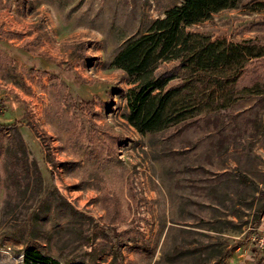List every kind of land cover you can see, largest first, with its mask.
I'll return each mask as SVG.
<instances>
[{"label": "rangeland", "instance_id": "374dc122", "mask_svg": "<svg viewBox=\"0 0 264 264\" xmlns=\"http://www.w3.org/2000/svg\"><path fill=\"white\" fill-rule=\"evenodd\" d=\"M183 2L0 0V264L264 259V58L232 108L145 134L126 119L114 57ZM191 30L264 44V0Z\"/></svg>", "mask_w": 264, "mask_h": 264}, {"label": "trees", "instance_id": "16d2710c", "mask_svg": "<svg viewBox=\"0 0 264 264\" xmlns=\"http://www.w3.org/2000/svg\"><path fill=\"white\" fill-rule=\"evenodd\" d=\"M237 2L184 0L116 54L112 64L125 72L130 85L125 92L126 119L140 133L185 125L195 115L232 108L243 94L257 91L258 83L241 89L238 85L248 67L264 58V44L191 30ZM23 257L24 264H88L61 263L37 249H25Z\"/></svg>", "mask_w": 264, "mask_h": 264}]
</instances>
